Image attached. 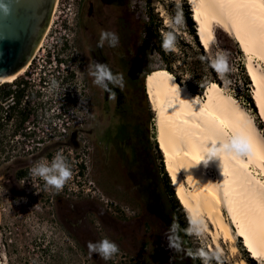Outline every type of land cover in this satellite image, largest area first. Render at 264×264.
<instances>
[{
    "label": "rangeland",
    "instance_id": "374dc122",
    "mask_svg": "<svg viewBox=\"0 0 264 264\" xmlns=\"http://www.w3.org/2000/svg\"><path fill=\"white\" fill-rule=\"evenodd\" d=\"M186 4L189 5L187 0H55L41 37L42 44L35 49V58L25 75L31 85H38L52 54L56 64L64 62L61 65L63 75L72 74L69 80L61 82L56 98V91L51 86L49 92L44 93L45 100L51 101L46 116L56 117L55 128L60 134L46 138L44 148L55 151L51 153L53 157L61 152L71 166L72 177L77 174L79 182L84 188L88 186L89 191L77 194L73 190H63L58 212L57 191L53 188H47V198L29 201L13 195L17 186L0 185V264H201L199 259L193 260L187 254L199 248L219 254V261L214 259L211 264H235L241 257L245 260L250 257L241 239L235 241L238 246L235 254H231L227 244H223L222 253L210 249L211 238L203 231L199 237L186 234L181 252L166 247L162 235L172 223L164 212L170 208L171 196L162 175L157 176L154 171V158L158 157L152 143L155 113L150 107L154 116L147 130L150 145L134 153L128 113L119 108L126 86L123 90L114 89L110 96L94 85L93 78L87 73V64L94 60L108 64L113 73L124 76L120 62L125 55L138 66L139 74L146 69H161L163 61L153 43L161 40L162 32L173 31L176 35L173 52L177 56L168 54L169 62L181 76L182 83L196 90L195 79L185 73L182 75V69L200 57V50L195 46L192 51L181 43L178 47L177 43L178 40L189 43L194 40L183 19ZM80 12L83 21L78 24ZM177 13L182 17L179 26L173 23ZM150 22L151 27H158V33H146L144 27ZM101 29L117 33L119 46L97 47ZM214 33V40L204 50L211 62L219 54H228L229 71L225 76L221 78L215 70L221 87L252 114L264 134V120L257 114L253 99L252 103L246 100V94L252 95V83L248 77L249 86L246 87L244 75L237 65H245V55L242 51L241 55L237 52L236 41L227 32L216 27ZM253 59L264 69L263 62L256 57ZM205 89L199 95H203ZM81 97L85 99L84 104H81ZM59 116L64 122L67 118L68 124L59 126ZM17 142L22 145L24 141L14 140L12 144ZM146 152L151 157L142 156ZM13 155L10 162L0 164L9 168L8 173L20 164H29V157ZM53 157L45 159V163ZM135 158L138 161L133 163ZM258 176L264 180L263 175ZM157 179L161 181L158 183ZM158 194L161 196L157 199ZM70 204L74 206L73 210L69 209ZM175 216L186 229L189 227L190 219L181 205L177 204ZM70 225L76 229L73 230L76 233L75 253L71 252L75 239L70 234ZM104 237L119 246V253L108 261L98 254L90 255L87 249L88 241ZM256 262L264 264L261 260Z\"/></svg>",
    "mask_w": 264,
    "mask_h": 264
},
{
    "label": "bare ground",
    "instance_id": "6f19581e",
    "mask_svg": "<svg viewBox=\"0 0 264 264\" xmlns=\"http://www.w3.org/2000/svg\"><path fill=\"white\" fill-rule=\"evenodd\" d=\"M187 1L204 49L214 40L216 27L238 44L252 83L251 97L264 120V69L253 59L264 64V0ZM35 55L20 71L0 79V84L22 76ZM144 86L155 113V141L174 195L188 218L210 236V249L222 253L227 244L235 254V241L241 239L250 257L264 263V180L258 176H264V134L252 114L215 81L199 95L158 69L145 76ZM237 130L249 136L251 154L207 160L204 146ZM235 264L246 260L241 257Z\"/></svg>",
    "mask_w": 264,
    "mask_h": 264
},
{
    "label": "flooded vegetation",
    "instance_id": "af4514ba",
    "mask_svg": "<svg viewBox=\"0 0 264 264\" xmlns=\"http://www.w3.org/2000/svg\"><path fill=\"white\" fill-rule=\"evenodd\" d=\"M82 21L80 12L76 23L80 24ZM56 68L57 66L53 67L50 62L46 63L39 78L38 90L36 89L37 84L31 85L29 81L20 76L21 78L19 77L9 86L10 92L7 95L0 91V164L5 161L10 162L14 153L16 154L15 157L30 158L28 165L20 164L10 173H8L9 168L1 165L0 185L9 183L12 187L17 186L13 195L29 201L36 199L41 201V199L48 197H45L46 189H42L37 193L34 182L43 180L30 176L29 169L34 163L45 162V159L53 157L52 154L55 151L51 152L52 150L44 148L45 139L55 138L57 134L58 136L60 135L54 126L55 123L52 121L56 117L49 118L46 116L47 108L51 105V101L45 100L46 95L44 93L49 92L48 89L53 80L60 87L61 82L69 80L72 74L60 76L56 73ZM54 90L56 91L57 89ZM57 94L56 91L54 98H56ZM45 128H49V130H45ZM14 140H22L24 142H22V145L19 142L12 144ZM3 141L7 142V144H2ZM26 142L30 143L28 148L21 149L22 146L26 145ZM50 162L51 160L48 161V163ZM25 178L27 180L21 182ZM61 193L62 191L57 192L55 197L57 201L56 210L58 212L61 209ZM69 209L73 210L74 206L72 207V204H70ZM70 226V234L75 239V244L71 246V252L75 253L77 250L76 233L73 231L75 228L72 225Z\"/></svg>",
    "mask_w": 264,
    "mask_h": 264
},
{
    "label": "clouds",
    "instance_id": "9594fccd",
    "mask_svg": "<svg viewBox=\"0 0 264 264\" xmlns=\"http://www.w3.org/2000/svg\"><path fill=\"white\" fill-rule=\"evenodd\" d=\"M173 23L179 26L182 23V17L179 13L174 17ZM107 44L111 48L119 46V36L113 31L101 29L97 47L103 48ZM176 35L173 31L161 33V47L168 53L175 51ZM211 66L217 71L221 78L229 71L228 54L222 53L217 55L211 62ZM87 73L93 78V83L101 88L110 96L113 90L119 88L123 90L125 86L122 74L113 73L109 65L99 61L90 60L86 66ZM53 89H58L59 85L55 80L51 82ZM65 89H62L64 91ZM85 103V99L81 97V104ZM203 151L207 160L213 157H222L223 155L245 156L250 155L252 145L249 136L243 130H237L230 136H222L220 138L208 142ZM29 174L32 177H38L44 181V187L53 188L57 192L63 190L65 184L72 178V171L66 157L57 152L50 163L36 162L30 169ZM180 227L177 223L170 225L169 229L162 235L166 247L175 252L183 251L182 240L179 237ZM187 235L199 237L202 235V227L197 221L190 219L189 227L184 229ZM87 249L90 255L98 254L102 260L108 261L119 253V246L112 240L104 237L96 241H88ZM193 260L199 259L201 264H211L212 260L219 261V254L209 252L205 248H199L196 251H188L187 253Z\"/></svg>",
    "mask_w": 264,
    "mask_h": 264
},
{
    "label": "trees",
    "instance_id": "16d2710c",
    "mask_svg": "<svg viewBox=\"0 0 264 264\" xmlns=\"http://www.w3.org/2000/svg\"><path fill=\"white\" fill-rule=\"evenodd\" d=\"M106 1L115 2L116 0H106ZM183 11H184L183 19L187 25L188 31L190 32L191 36L194 39L192 41L194 44L189 43V42H184V40H178L177 42L179 45L178 47H181L179 44L181 43V44H185L192 51H194L195 46H197V48L200 50L201 55L200 57L196 58V61L191 62L190 64H188L187 67L185 66L184 69H182L183 71L182 75H184L185 73V75L187 74L191 78L195 79L197 89L194 90L192 86L191 87L188 86V87L193 93L200 94L204 91L206 86H208L212 81L217 82L220 86H221V82L217 78L215 69L211 66L210 58L205 53L203 46L200 44L197 38L195 24L191 18V11H190L189 5L186 4L183 8ZM151 26H152V22H150L147 26L144 27V29L146 30V33L149 35L154 34V32L158 33L157 31L158 27L155 26L153 28ZM235 46H237V52L241 55V51L236 42H235ZM153 47L155 51L159 54L161 60L163 61V66L161 67V69L172 74L177 80V82L183 84L181 81V76L177 74V72L173 69V67L171 66V63L169 62L168 54H171L174 57H176L177 55L174 52L166 53L161 47V40H155V42L153 43ZM130 58L131 57L129 55H125L121 57L120 63H121V67L124 73L123 77H124L126 89H125V92L122 91L123 94L120 99L119 108H121L123 112L128 113V115L127 114L126 115L130 123V130H131L130 134L132 137L131 138L132 139V142H131L132 150L134 153H139L140 150H145L147 148V144L150 145L147 130H148L149 124L151 123V119H153L154 116L151 112L150 104L148 102L147 95L145 92L144 78L148 73H150L151 70L146 69V70H143L142 74H139L138 66L134 64ZM237 65L240 71L244 75L243 76L244 81H245L244 84L248 88L249 81H248V76L246 74L247 72H245L246 69H244L245 65L243 66V64H240V63H237ZM10 85L11 83L9 82L0 84V91L3 92L5 95H7L10 92L9 90ZM247 99L249 100V102L252 103V98L248 94H246V100ZM124 102L126 103L125 106L123 105ZM129 105H130V108H129ZM153 128H154V125H153ZM152 137L154 138L152 142L153 147L155 148V151L158 154V157L154 158V171L156 172L157 176H159L160 174L162 175L163 179L165 180V186H167V188H169L170 190L169 196H171L170 208L166 209L167 212L165 211L164 213H166L169 221H171L172 224L175 222L179 225L180 227L179 237L181 238L182 244H183L185 242V236H186L184 229L186 228L183 222L177 219V217L175 216V214H177V204L178 205L180 204L178 202V199L174 196V192L170 185L167 172L164 169L163 158L160 154L158 145L156 144L157 142L155 141V132H153ZM145 155L149 156L150 154L146 152L142 156H145ZM139 156L141 155L139 154ZM149 157H151V155ZM135 161H138V159L135 158L133 160V163H135ZM156 161L159 162L158 165L156 164ZM157 181L159 183L161 179L159 180L157 179ZM159 196L161 195L158 194L156 196L157 199L159 198ZM246 261L248 262V264H257L256 260L250 257H247Z\"/></svg>",
    "mask_w": 264,
    "mask_h": 264
},
{
    "label": "water",
    "instance_id": "95a60500",
    "mask_svg": "<svg viewBox=\"0 0 264 264\" xmlns=\"http://www.w3.org/2000/svg\"><path fill=\"white\" fill-rule=\"evenodd\" d=\"M55 0H0V79L20 71L45 32Z\"/></svg>",
    "mask_w": 264,
    "mask_h": 264
},
{
    "label": "built area",
    "instance_id": "2783aa9c",
    "mask_svg": "<svg viewBox=\"0 0 264 264\" xmlns=\"http://www.w3.org/2000/svg\"><path fill=\"white\" fill-rule=\"evenodd\" d=\"M66 40V39H65ZM56 58H55V56L52 54V60L50 61V63H51V65L54 67V66H57V71H56V73L57 74H59L60 76H64L63 74H64V67H61V65H63V61H59V63L58 64H56ZM58 65H60V67H58ZM27 72V71H26ZM25 72V73H26ZM22 78H24L25 80H27V81H29L28 80V77L24 74V75H22L21 76ZM20 77V78H21ZM9 83H13V82H9ZM36 89L38 90L39 89V86L37 85L36 86ZM60 116H61V114H60ZM60 116H59V126H63L62 124L63 123H65V125H67L68 124V119L67 118H65L64 120H65V122L63 121V119L61 120L60 119ZM63 118V117H62ZM54 123H55V125H56V122H55V120L53 121ZM54 125V126H55ZM63 129V128H62ZM45 130H49V128H45ZM30 145V143H28V142H26V145H24V147L25 148H28V146ZM71 159H73V161H75V159L73 158V156H71ZM76 165V164H75ZM81 165V164H80ZM77 172V170H75V173ZM79 176L76 174L75 176H73L70 180H69V184H65V186H64V188H63V190L65 191V190H69V191H75V193H77V194H80L81 192H83V191H89V188H88V186L86 187V188H84V184H81L80 182H79ZM27 179L25 178V179H23L21 182H24V181H26ZM83 181V180H82ZM34 184H35V189H36V191H37V193H38V191L40 192V190H42V189H46L45 187H43V185H44V181H40V180H36L35 182H34ZM46 190H48V189H46ZM62 190V191H63ZM81 190V191H80Z\"/></svg>",
    "mask_w": 264,
    "mask_h": 264
}]
</instances>
